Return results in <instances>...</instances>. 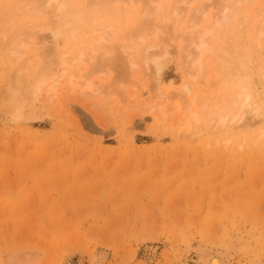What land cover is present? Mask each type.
Listing matches in <instances>:
<instances>
[{
    "label": "rangeland",
    "instance_id": "374dc122",
    "mask_svg": "<svg viewBox=\"0 0 264 264\" xmlns=\"http://www.w3.org/2000/svg\"><path fill=\"white\" fill-rule=\"evenodd\" d=\"M168 1L163 3L164 6L169 7L168 4L171 6L175 1L181 3V0ZM66 2L73 23L66 29L69 34L65 31L64 35L58 36L59 49L73 45L69 56L66 55L68 60L82 53L78 60L67 66L73 70L81 68L97 89L80 96L72 95L63 86L59 87L60 92L55 89L49 94L42 89L38 94L41 97H36L35 117L27 120L14 118L11 112L5 114V108L4 112L0 107V264H7L5 261L20 242L41 244L49 264H98L95 257L101 250L107 253L102 264H198L199 250L204 246L216 247L226 255L228 264H264V54L259 52H264V36L259 37L262 40L259 45L257 24L260 15H264V0H245L242 4H236V0L191 2V7L201 3L207 10L206 20L197 22L196 30L209 24V17L217 10L227 9L226 14L236 15L225 21L220 19L224 25L220 23L209 38V43H215L214 49L205 55L209 58H202L204 65L200 74L194 77L185 75L183 63L186 49H189L184 41L186 27H182L187 26L185 19L192 13L190 7L186 8L188 4L182 2L185 4L182 7V3L180 6L177 3L182 9L179 12L182 18L168 14L170 10L166 19L165 12L147 17L151 29L157 24L154 27L162 25L160 28L164 30L173 21L171 24L176 31L170 29V24V31L167 28L165 32L161 30L160 38H155L148 27L146 31L150 30V33L145 31L146 34L141 32L145 35H137L141 23L138 14L143 12L148 0L132 2L135 5L133 18L126 24H123L125 18L118 7L120 3L128 5L129 0H116L118 4L115 5L110 0ZM107 2L112 3L118 13L108 14L112 7ZM5 3H0V10ZM227 4L232 6L230 12ZM60 21L63 19L57 20ZM110 25L112 28L108 27ZM135 26L137 30H134ZM105 27L110 29L111 37L105 35L110 40H103L108 42L109 50L103 42L99 41L104 49L99 48L97 40L94 43V32L101 33ZM93 28L103 29L92 32ZM131 30L138 38L133 35V39ZM44 34L38 33V59H42L43 55H39L42 49L52 47L48 36L45 42L41 41L40 36ZM68 35L70 37L66 38ZM170 35L174 39L169 38ZM253 39L258 40L257 45ZM117 40L123 42L124 47L128 44L131 47L134 42L139 46L128 47L127 51L133 50V53L127 54L120 51L122 48ZM162 40L168 45L167 54L163 55L158 54L160 50L162 52ZM156 44L160 46H157L159 51L155 49ZM92 46L99 48H94L99 50H95L97 54L89 52ZM113 46L118 47L114 54ZM190 47L191 51L195 50ZM144 53L161 55L158 67L150 61V67L146 68L142 58ZM128 55L129 58L142 56L137 61L130 58L136 62L135 68L128 69ZM49 56L50 61L55 58L52 54ZM118 56L126 61L122 63ZM182 84L190 91L192 89L191 93L197 97L200 93L197 100L201 102L197 103L204 105L206 102L207 105H204L205 109L194 103L198 116L203 109L201 120L193 121L190 132L184 129L179 134L177 126L191 110L190 106L181 105L182 102L186 105L187 99L182 95ZM147 89H151V93L157 91V94H148ZM158 91L167 92L168 98L178 95L174 96L176 99L167 98V102L166 98L158 96ZM247 93L251 95L252 103H259L261 111L256 116L258 119L244 114L242 121L252 124V128L247 124L245 137L231 136L228 128L214 122L219 117L216 114L225 115L228 110L226 115L233 114L239 104L233 105L230 100L237 94L243 99ZM130 94H136L138 98ZM48 95H51V101ZM150 96L153 97L147 100ZM163 99L164 106L169 109L165 108V115L157 108ZM1 102L4 107L10 103ZM166 102H172L171 107ZM178 105L186 109L181 110L182 114L176 110ZM212 109L216 110L211 112ZM172 111L177 112L171 114ZM257 129L263 131H259L262 132L261 139L253 145L251 138L259 134Z\"/></svg>",
    "mask_w": 264,
    "mask_h": 264
},
{
    "label": "bare ground",
    "instance_id": "6f19581e",
    "mask_svg": "<svg viewBox=\"0 0 264 264\" xmlns=\"http://www.w3.org/2000/svg\"><path fill=\"white\" fill-rule=\"evenodd\" d=\"M87 1V0H86ZM111 2H113V4L115 5V4H118V2H116V0H110ZM120 1V0H119ZM128 1V0H127ZM130 1V3H128V5H124L123 6V4H119V6H120V8L118 7V9H121V16H124V18H125V21H123L124 23L123 24H126V23H129V21H130V19L131 18H133V12H132V9L134 8V4H132V2L133 3H135L136 1L135 0H129ZM146 1V0H145ZM149 2H148V4L144 7V9H143V12H140L139 14H138V20H140L141 21V23H139L138 25H140V26H138V27H140L139 28V34H137L138 36L140 35V34H146V32H149L150 30H151V33H152V35H154V37L156 38L157 36H159V38H160V36L161 35H159L160 34V31L161 30H163V28H160V27H163L162 25L161 26H157V27H154V26H156V25H152V29L150 28V27H148V25H150L151 24V22H150V20H148L147 19V17H149V16H153V14H158L159 12H165L164 13V19H166L167 18V16H168V14H172L174 17H176L177 19L179 18V16L181 17V15H179V12H182V9H179V7H178V5H177V3L179 4V2L180 1H175V3H173L171 6H170V4H168L169 3V1H168V6L169 7H167V6H164V2L166 1V0H158V1H156V0H148ZM173 1V0H172ZM192 1H194V0H181V3L182 2H184L185 4H188L187 5V7L186 8H188V7H190L189 9L190 10H192V13H190L188 16H187V18L186 17H184V18H186L185 20V24H187V26H182V27H186L185 29H186V31H185V33L183 32V30L181 31V30H179V32L181 31V32H183L182 34H185L184 36V41H186L187 42V46H188V48L189 49H186L187 50V52L184 54V67H185V70H184V72H185V75H187V76H198L200 73V70H201V68H202V66L204 65L203 63V60H202V58H205L206 57V59H207V57H208V55L207 56H205L207 53H209V52H211V51H213L212 49H214V48H212V46L215 44H213L211 41V43H209V38L213 35V33H214V30H215V28L217 29V27H218V25L220 24V23H223V25H224V23L225 22H221L220 21V19L222 18V20H226V19H228V18H234V16H236V15H232L231 13V15H229V14H226V10L227 9H225L223 12H222V10L219 12L218 10H217V12L215 13V14H212V17H209V19L211 20H209L210 21V23L209 22H207V23H209V24H205V23H203V24H205V26H202L199 30H196V27H197V25H198V23L197 22H199V21H201L202 19H205L206 20V17H207V10H206V5L205 6H203V5H200L201 3H197V5H194V6H192L191 7V2ZM232 1V0H231ZM235 0H233V2H234ZM260 1V0H259ZM263 1V0H262ZM123 2V1H122ZM241 2H245V0H236V4H239V3H241ZM250 2V1H249ZM0 3H5V1L4 0H0ZM6 3H8L7 5H5ZM6 3L4 4V7H2V9L1 10H3V11H1V13L0 14H2V15H0L1 17H0V47H1V52L0 53H2V54H0V83H2L1 85H0V103L3 105L4 104V102L2 103L1 101H6V102H9L10 101V103H7V105H6V107H4L5 105H3V106H0V107H3V110H4V108H5V110H6V113L5 114H8L9 112H11V114H12V117H14V118H17V117H23V118H25V120H27V119H32V118H34L35 117V111H36V106H38V105H36L35 104V101H36V97H38L39 95L38 94H40L41 93V91H42V89L43 90H45V93L47 92V94H49V93H51L50 91L51 90H55V89H57V91H59L60 92V90H58L59 89V87L61 88L62 86V88H67V90L69 91V93H71L72 95H76V96H80V95H84V94H86V93H91V92H94L96 89L94 88V86H95V84H93L94 82L92 81V80H90L89 78H88V76H87V73H85L81 68H79V67H77V65L78 64H76V70L74 69H71V67L69 68L67 65H70L73 61L75 62L76 60H78V58L80 57V55H82V53H79V57H77V58H72L71 60H68L67 58H66V55L70 52L69 51V49H71L72 47L71 46H73V45H68V43L64 46V47H67V45L68 46H70V47H67V48H63V46L61 47L62 48V50H61V48L59 49V39H58V36L59 35H64L65 34V31H66V29L73 23L72 22V13L71 12H69L68 11V6H67V2H66V0H6ZM125 3V2H124ZM164 3V4H163ZM181 3L179 4V6L181 5ZM230 3V2H229ZM245 3H247V1L245 2ZM244 3V4H245ZM251 4H252V2H250ZM110 4V6L112 7L111 9H110V11H108V14H109V12L110 13H113V15H115L114 13H118V12H116L115 11V9H116V7H115V9L113 8L114 6H112L113 4L112 3H108L107 2V5H109ZM112 4V5H111ZM127 4V3H126ZM146 4V3H145ZM154 5L153 7H151V5ZM185 4H183L182 3V7H183V5H185ZM224 4H226V3H224ZM224 4H223V6H224ZM231 4V3H230ZM233 4V3H232ZM231 4V5H232ZM235 4V7H236V10H237V5ZM242 4V3H241ZM102 5H103V3H102ZM228 5V4H227ZM227 5H226V7H227ZM260 5H262V4H260ZM1 6V5H0ZM8 6V7H7ZM208 6V5H207ZM229 6V5H228ZM249 5H247V7H248ZM103 7V6H102ZM225 7V8H226ZM230 7H232V6H229L228 7V9L230 8ZM263 7V6H262ZM1 8V7H0ZM110 8V7H109ZM172 8V9H171ZM220 8V7H219ZM221 8H222V6H221ZM234 8V7H233ZM232 8V9H233ZM242 8V7H241ZM240 8V9H241ZM250 8V7H249ZM136 9V8H135ZM154 9V10H153ZM242 9H244V8H242ZM117 10V9H116ZM153 10V11H152ZM168 10H170L169 12H168V14H167V11ZM181 10V11H180ZM185 10V9H184ZM230 10L231 9H229L228 11L230 12ZM262 10V9H261ZM115 11V12H114ZM142 11V10H141ZM186 11V10H185ZM244 11V10H243ZM250 11V10H249ZM4 12V13H3ZM103 12H107V11H103ZM120 12V11H119ZM233 12V11H232ZM238 12V11H237ZM253 12V11H252ZM251 12V13H252ZM184 13V12H183ZM183 13H181L182 15H183ZM228 13V12H227ZM100 14H104V13H100ZM208 14H210L209 12H208ZM254 14V13H253ZM252 14V15H253ZM167 15V16H166ZM258 15V16H257ZM103 16H105V15H103ZM158 16V15H157ZM162 16H163V14H162ZM211 16V15H210ZM247 16V15H246ZM249 16V15H248ZM256 16L257 17H259V14H256ZM255 16V17H256ZM154 17H155V15H154ZM160 17V16H159ZM169 17H171V16H169ZM168 17V18H169ZM171 18H173V17H171ZM176 18H174V19H176ZM182 18V17H181ZM212 18V19H211ZM59 19H63V22L62 21H60V22H62V24H59L58 22H57V20H59ZM155 19V18H154ZM157 19V18H156ZM159 19V18H158ZM96 20V19H95ZM236 20V19H235ZM250 19H248V21H249ZM165 21L166 20H164V24L167 26V23H165ZM171 21H172V19H171ZM175 21V20H174ZM55 22H57L56 24H57V26L55 27V28H53L54 27V25H55ZM92 22V21H91ZM94 22H96V21H94ZM101 22V21H100ZM100 22H98L99 24L98 25H100L101 23ZM160 22V21H159ZM180 22V21H179ZM178 22V23H179ZM234 21H232V23H233ZM251 22H252V20H251ZM155 23V22H154ZM171 23H173V21L172 22H170V24ZM200 23V22H199ZM226 23H229L228 21H226ZM160 24H161V22H160ZM160 24H158V25H160ZM163 24V23H162ZM170 24L168 25V27H166L168 30H169V26H170ZM176 24V23H175ZM174 24V25H175ZM258 24V26H259V36H258V40L260 39L259 37L260 36H264V15L262 14V15H260V18H259V22L257 23ZM208 25V26H207ZM222 25V27H224ZM239 25H241V22H240V24ZM239 25H238V27H239ZM101 26V25H100ZM137 26V25H136ZM136 26L134 27L135 29L134 30H137L136 29ZM199 26H201V24L199 25ZM221 26V25H220ZM250 26V25H249ZM254 26V25H253ZM91 27H92V25H91ZM109 28H112V26L110 25V26H108ZM108 27H105L103 30L102 29H100V28H98V29H95V28H93L92 29V32L94 31V30H99V31H101L102 30V32L100 33V32H98V35L96 34L97 32H94V34L95 35H97V36H95L94 34V43H97L96 42V40L98 41V44H99V46H100V43L101 42H103V40L105 41V40H110L109 38H107V37H111V36H109V34H108V32L110 31V29H108ZM150 29L149 31H146V30H148V28ZM175 27V26H174ZM221 27V28H222ZM89 28V27H88ZM165 27H164V30H167ZM173 27H172V24H171V28L170 29H172ZM180 28V27H179ZM254 28V27H253ZM255 28H257V25L255 26ZM72 29V28H71ZM70 29V30H71ZM74 29V28H73ZM89 29H91V28H89ZM106 29H108V30H106ZM113 29H114V26H113ZM160 29V30H159ZM173 29H175V28H173ZM177 29H178V27H177ZM219 29V28H218ZM225 29V28H224ZM75 30V29H74ZM104 30H105V32H104ZM163 30V31H164ZM221 30H223V28L221 29ZM220 30V31H221ZM258 30V29H257ZM131 31H133V30H131ZM146 31V32H145ZM170 31V30H169ZM172 31V30H171ZM174 31H176V29L174 30ZM39 32H43V33H45L44 34V36L42 35V36H40V39H41V41H43V42H45V40L47 39V38H49V39H51V42H52V47L50 48V46H46L44 49H42L41 51V53L39 54L40 55V57L42 58V59H38V55H37V53H36V51H37V44H38V42H39V40H37V38L39 37V35H38V33ZM67 32V31H66ZM91 32V31H90ZM91 32V33H92ZM104 32V33H103ZM113 32H114V30H113ZM134 32V31H133ZM132 32V33H133ZM141 32H144V33H141ZM165 32V31H164ZM167 32V31H166ZM179 32H175V34H178ZM224 32V31H223ZM251 32V31H250ZM257 32V31H256ZM47 33V34H46ZM68 33V32H67ZM87 33H88V31H87ZM115 33V32H114ZM113 33V34H114ZM150 33V32H149ZM161 33H163V32H161ZM171 33V32H170ZM69 34V33H68ZM89 35H90V33H88ZM104 34V35H103ZM108 36H107V35ZM144 34V35H145ZM148 34V33H147ZM173 34V33H172ZM179 34H181V33H179ZM250 34V33H249ZM255 34V33H254ZM258 34V33H257ZM92 35V34H91ZM90 35V36H91ZM107 37H106V36ZM110 35H112V33L110 34ZM131 34H128V36H130ZM135 36V32H134V34H132V36ZM151 35V34H150ZM163 35H164V33H163ZM165 35H167V34H165ZM215 35H216V33H215ZM214 35V36H215ZM46 36H48L47 38H46ZM90 36H89V39H90ZM127 37V35H125L124 34V36L123 37ZM132 36H131V39H132ZM134 36H133V39H134ZM142 36V35H141ZM141 36L139 37V38H141ZM168 36V35H167ZM173 36V35H172ZM214 36H213V39H214ZM69 38L70 36L68 35V36H66V38ZM75 37V36H74ZM120 37V36H119ZM122 37V38H123ZM126 37H125V41L127 40L126 39ZM135 37H137V36H135ZM144 37V36H143ZM181 37V36H180ZM182 37H183V35H182ZM215 37H217V36H215ZM255 37V36H254ZM46 38V39H45ZM65 38V37H64ZM73 37L71 36V39H72ZM92 38V37H91ZM118 38V37H117ZM116 38V39H117ZM120 39L121 41L124 39ZM130 38V37H129ZM138 38V37H137ZM145 38H146V36H145ZM158 38V37H157ZM166 38V37H165ZM164 38V39H165ZM169 38H171V35L169 36ZM169 38H167V39H169ZM212 38V37H211ZM256 39H257V37H255ZM70 39V40H71ZM93 39V38H92ZM130 39V40H131ZM171 39H174V37H172ZM216 39V38H215ZM214 39V40H215ZM263 40H264V37L262 38ZM66 40V39H65ZM72 40H74V38L72 39ZM71 40V41H72ZM129 40V39H128ZM153 40L155 41L156 39H154L153 38ZM152 40V41H153ZM160 40V39H159ZM158 40V41H159ZM170 40V39H169ZM169 40H166V41H169ZM182 40H183V38H182ZM182 40H181V42H182ZM253 40H255V39H253ZM258 40H255L256 42V45H257V41ZM99 41H100V43H99ZM113 41V40H112ZM111 41V42H112ZM118 41V43H120V48H122V50L120 49V51H123L124 53L125 52H127V54L128 53H130L131 54V52L133 51V50H131V52H128L127 50H128V47H129V44L127 45V47H124V45L125 44H127V41L125 42V44L122 46V44L121 43H123V42H119V40H117ZM146 41V40H145ZM261 41V42H260ZM260 41L258 42V44L259 45H261L262 44V40L260 39ZM66 42H67V40H66ZM91 42V41H90ZM132 42V41H131ZM147 42V41H146ZM151 42V41H150ZM157 42V41H156ZM162 42V45H163V48H162V52H161V50H160V52L158 53V54H160V53H162V55H163V53L164 54H167V51H168V45H166V43H164L165 41H160V43ZM186 42L184 43V45H186ZM254 42V41H253ZM65 43V42H64ZM104 43V42H103ZM129 43H130V41H129ZM133 43V42H132ZM149 43V42H148ZM159 42H158V44H160ZM224 43H225V41H224ZM70 44H72V42L70 43ZM106 44V45H105ZM107 44H108V42L106 41V43H104V45H105V47H107ZM110 44V43H109ZM113 44V43H112ZM133 44H135L136 45V43L134 42ZM154 44H155V42H154ZM158 44H156V47H155V49L156 50H158V48L160 47V46H158ZM168 44V43H167ZM228 44V43H227ZM50 45V44H49ZM96 45V44H95ZM103 44L101 45L102 47L104 46ZM135 45H133V46H135ZM145 45H147V44H145ZM144 45V46H145ZM226 45V44H225ZM256 45H255V48H256ZM264 45V44H263ZM99 47V48H102V47ZM115 46H118L119 47V45H115ZM130 46H131V44H130ZM133 46H131V47H133ZM137 46V45H136ZM139 46V45H138ZM137 46V47H138ZM151 46H152V44H151ZM157 46H158V48H157ZM190 46H192L195 50H193V48H192V50L193 51H191L190 49H191V47ZM215 46V45H214ZM224 46V45H223ZM229 46V45H228ZM112 47V46H111ZM114 47V46H113ZM118 47H114V50H115V48L117 49ZM131 47H129L130 49H132ZM137 47H135V48H137ZM162 47V46H161ZM48 48H49V51H50V53H48L49 51H48ZM88 48H90V46L88 47ZM91 48H93V46L91 47ZM94 48H98L97 46L96 47H94ZM89 49L90 51V53H91V51L93 52V51H95V50H98V49ZM110 48V47H109ZM186 48V47H185ZM39 49V48H38ZM103 49H104V47H103ZM102 49V50H103ZM106 49H108V47L106 48ZM105 49V50H106ZM130 49H129V51H130ZM139 49V48H138ZM144 49V48H143ZM151 49V48H150ZM180 49H182V46L180 47ZM184 49V48H183ZM262 49V47L260 48V50ZM263 49H264V47H263ZM45 50H47V51H45ZM101 50V49H100ZM105 50H103V51H105ZM109 50V49H108ZM108 50H107V52H108ZM110 50H112V49H110ZM113 50V53L112 54H114L115 52H116V50L114 51ZM136 50V49H135ZM153 50H154V48H153ZM158 50V51H159ZM258 50V49H257ZM99 51V50H98ZM119 51V52H120ZM137 51V50H136ZM148 51L150 52V50H149V48H148ZM155 51V50H154ZM214 51H216V50H214ZM107 52H106V54H107ZM135 52V51H134ZM138 52V51H137ZM137 52H135V53H137ZM185 52V51H184ZM239 52V51H238ZM254 52H256V51H254ZM260 52V54H264V52L262 53V51H259ZM50 54V56H51V54L55 57L54 59H52L51 58V60L52 61H50L49 59H48V54ZM90 53H89V55H90ZM94 53H96V51L95 52H93L92 53V55L94 54ZM104 53V52H103ZM109 53V52H108ZM122 53V52H121ZM133 53V52H132ZM155 53H157V52H155ZM169 53V52H168ZM215 54L217 53V51L216 52H214ZM258 53V52H257ZM256 53V54H257ZM97 54V53H96ZM99 54V53H98ZM105 54V53H104ZM103 54V55H104ZM111 53H109L108 55H110ZM158 54H156V55H158ZM183 54V53H182ZM213 54V53H212ZM214 54V55H215ZM240 54V53H239ZM101 55V54H100ZM124 55V54H123ZM135 56H136V54H134ZM138 56L139 55H141L140 53H138L137 54ZM155 54H153V53H144L143 54V57L142 56H140L139 58H143V61H144V64L146 65V68H148V66H149V62L151 61V63H153V64H155V66L156 67H158V64H157V62H158V57H160L161 55H158V56H156ZM211 55V54H210ZM50 56H49V58H50ZM67 56H69V54L67 55ZM112 56V55H111ZM117 56V55H116ZM124 56H126V54L124 55ZM152 56V57H151ZM181 56V55H180ZM205 56V57H204ZM212 56V55H211ZM218 56V55H217ZM259 56V55H258ZM52 57V56H51ZM92 57V56H91ZM105 57H107V55H105ZM113 57V56H112ZM119 57V56H118ZM120 57H122V54H121V56ZM119 57V59H122V58H120ZM132 57H133V59L135 58L133 55H132ZM132 57H130V58H132ZM163 57V56H162ZM210 57V56H209ZM208 57V58H209ZM213 57V56H212ZM215 57V56H214ZM262 57V56H261ZM117 58V57H116ZM128 58H129V55H128ZM129 58V60H128V64H129V68L128 69H130V68H135V61L133 60V59H130ZM139 58L137 57V58H135V60L137 59V60H139ZM70 59V58H69ZM205 59V60H206ZM118 60V59H117ZM136 60V61H137ZM204 60V61H205ZM124 61H126L125 59L123 60L122 59V63L124 62ZM141 62H142V60H140ZM70 63V64H69ZM160 63V62H159ZM139 64H141V63H139ZM206 64V63H205ZM142 65V64H141ZM144 65V66H145ZM162 65V64H161ZM125 66H127V64H125L124 65V67ZM150 67V66H149ZM184 67H183V69H184ZM207 67V66H206ZM206 67H205V69H206ZM152 68V67H151ZM155 68V67H154ZM160 68V67H159ZM208 69V68H207ZM134 70V69H133ZM158 70V69H157ZM145 71H147V70H145ZM154 71H156V70H154ZM205 71V70H204ZM158 72V71H157ZM194 73V74H193ZM195 79V78H194ZM193 79V80H194ZM196 80H197V78H196ZM188 81L190 82V79L188 78ZM156 84V83H155ZM184 84H185V82H184ZM184 84H182L183 85V92H184V94H182L183 95V97L184 96H186L187 97V99H189L188 101H189V103H187L188 101H187V99L185 100L186 101V105H185V102H182V101H180L179 100V102H182V106L184 105V106H186V108L187 107H191L190 109L191 110H189V113L187 114V112H186V114L188 115L187 117H183V120H182V122H180L181 121V119H182V115L181 116H179L178 118H179V122L181 123V124H179L178 122H177V120H176V122H177V124H179L180 126H177L178 128V133L181 131V130H186L185 132H190L191 131V129L190 128H192L191 126V124L193 123V121H200L201 119L199 118L200 117V114L201 113H203V109L202 110H200V111H202V112H199L200 114H199V116H198V110H194L195 109V107H196V105H198V103L199 102H201V100L199 101V100H197V98L198 97H200V93L198 94V97H197V95L196 94H194L193 92V94L191 93V91H193L192 89H191V91H190V89L187 87V85H184ZM192 85H193V82H192ZM64 86H66V87H64ZM181 86V85H180ZM158 87V86H157ZM158 89V88H157ZM157 89H154V90H157ZM181 89V88H180ZM245 89V88H244ZM47 90H49V91H47ZM182 90V89H181ZM198 90V89H197ZM196 90V91H197ZM242 90V89H241ZM56 91V90H55ZM195 91V90H194ZM195 91V92H196ZM209 91V90H208ZM207 91V92H208ZM49 92V93H48ZM137 92V91H136ZM148 94H153L154 95V92L156 93L157 91H154V92H152L151 93V89L149 90V89H147V91H146ZM159 92V91H158ZM198 92H200V91H198ZM44 93V94H45ZM134 93V92H133ZM171 93H173V92H170V95H172ZM205 93V92H204ZM240 93V92H239ZM243 93V92H242ZM43 94V97H45V95ZM137 94H138V92H137ZM157 94V93H156ZM156 94H155V96H156ZM169 94V93H168ZM180 94V93H179ZM202 94V93H201ZM42 95V94H41ZM52 95V94H51ZM50 95V96H51ZM55 95V94H54ZM131 95V94H130ZM136 95V94H135ZM135 95H131V96H135ZM138 95H140V94H138ZM176 95H178V94H175V95H173L172 97L173 98H175L176 99V97H174V96H176ZM181 95V94H180ZM207 95V94H206ZM49 96V95H48ZM50 96H49V98H50ZM149 96V95H148ZM158 96H162L163 98H166V101H167V98H168V95H167V92H166V94L165 93H163V92H159V95ZM202 96V95H201ZM39 97H41V96H39ZM43 97H42V99H43ZM53 97V95L51 96V98ZM135 97H137V96H135ZM135 97H133V98H135ZM153 96H150V97H147V100H149V98L151 99ZM170 97V96H169ZM172 97H170V98H172ZM253 97V96H252ZM49 98H47L48 100H49ZM51 98H50V101H51ZM138 98V97H137ZM158 98V97H157ZM170 98H168V100L170 99ZM172 98V99H173ZM177 98H178V96H177ZM181 98V97H180ZM209 98V97H208ZM207 98V99H208ZM243 99H241L240 98V94H237L235 97H234V99L231 101L230 100V102L234 105V104H239L238 105V109L233 113V114H229L230 116H228V115H226V113L227 112H229V110L226 112V113H224L225 115H218V114H216V117L217 116H219V117H217V120H214V122L216 121V124H218L217 126H219V127H226V128H228V132H229V134L231 133V136L232 135H236V136H240V137H245L246 136V131L245 130H247L248 128H249V126H247V124H249V122L247 123V122H244V121H242L243 120V116H244V114H247V113H249L251 116H253V119H255V117L257 116L258 117V115H259V111H261L259 108L260 107H258L259 105V103L257 104V105H255V103H252V101H251V95L249 94V93H247V94H245L243 97H242ZM38 99V98H37ZM44 99H46V97L44 98ZM154 99V98H153ZM152 99V100H153ZM155 99H156V97H155ZM199 99V98H198ZM213 99V98H212ZM232 99V98H231ZM240 99H241V101H240ZM48 100H45V102L47 101V104H48ZM134 100V99H133ZM137 100V99H136ZM147 100H145V102L147 101ZM158 100H161V99H159L158 98ZM178 100V99H177ZM182 100H184V99H182ZM204 100H206V99H204ZM210 100V99H209ZM257 100V99H256ZM163 101H164V99H163ZM162 101V104L161 103H159V105H158V103H157V105H158V107H157V105H156V107L158 108V110H159V112L161 113V114H166L167 113V111H165L166 109L165 108H167L168 109V107L167 106H164V104L163 103H165V101L163 102ZM196 101H199L198 103L196 102ZM240 101V102H239ZM38 102V101H37ZM148 102V101H147ZM150 102V101H149ZM168 102V101H167ZM166 102V103H167ZM228 102V101H227ZM239 102V103H238ZM256 102V101H255ZM44 103V102H43ZM52 103V102H51ZM172 103V102H171ZM171 103H167V105L169 106V107H171L170 106V104ZM194 103H196V105L194 104ZM216 104H218L217 102H215ZM225 103V102H224ZM257 103V102H256ZM38 104V103H37ZM46 104V103H45ZM45 104H43V105H45ZM46 104V105H47ZM179 104V103H178ZM187 104H189V105H187ZM200 105H198V107L200 108V107H202L201 105H203V102H202V104L201 103H199ZM205 104H206V102H205ZM204 104V105H205ZM212 104H214V103H212ZM220 104V103H219ZM230 104V103H229ZM51 104L49 103V105L48 106H50ZM172 105V104H171ZM181 105H180V107H179V105H178V107H177V109L176 110H178V112H180V114H182L181 113V110L183 111V107H181ZM194 105V107H193V109H192V106ZM203 105V106H204ZM207 105V104H206ZM227 105H228V103H227ZM232 105V106H233ZM10 106L11 107V109L9 110V108L8 107ZM61 106V105H60ZM176 106V105H175ZM212 106V105H211ZM217 106V105H216ZM226 106V105H225ZM231 106V105H230ZM232 106H231V108H232ZM236 106V105H235ZM198 107H197V109H198ZM205 107V106H204ZM237 107V106H236ZM6 108H8V109H6ZM208 108V107H207ZM216 108V107H215ZM230 108V107H229ZM228 108V109H229ZM155 109V108H154ZM171 109V108H170ZM174 109V108H173ZM174 109V110H175ZM205 109H206V107H205ZM204 109V110H205ZM235 108H233V109H231V110H234ZM5 110H4V112H5ZM157 109L155 110V111H158ZM169 110V109H168ZM184 110H186V109H184ZM216 110V109H215ZM215 110H211V112H213V111H215ZM206 111V110H205ZM204 111V112H205ZM208 111V110H207ZM206 111V112H207ZM39 111H38V109H37V113H38ZM177 112V111H176ZM176 112H170L171 114H173V113H176ZM169 113V112H168ZM221 112H219V114H220ZM171 114H169V115H171ZM179 114V113H178ZM177 114V115H178ZM214 114H215V112H214ZM8 115H10V114H8ZM38 115H39V113H38ZM164 115L162 116V115H160V116H162V117H164ZM168 115V114H167ZM175 115V114H174ZM184 115V114H183ZM176 116V115H175ZM202 116V115H201ZM38 116H36V118H37ZM166 117V116H165ZM213 117V116H212ZM256 117V118H257ZM167 118V117H166ZM166 118H164V119H166ZM176 118V117H175ZM175 118H173V119H175ZM211 118V117H210ZM210 118L208 119V120H210ZM214 118V117H213ZM159 119H160V117H159ZM177 119V118H176ZM216 119V118H215ZM258 119V118H257ZM162 120V119H161ZM213 120V119H212ZM263 120V119H262ZM160 121V120H159ZM172 121H174V120H172ZM246 121H248V120H246ZM254 121V120H253ZM259 121L260 120H258V123H259ZM175 122V121H174ZM211 122V121H210ZM195 123V122H194ZM212 123V122H211ZM257 123V122H256ZM261 123V122H260ZM175 124V123H174ZM196 124V123H195ZM172 125H173V122H172ZM213 125V124H212ZM250 125V124H249ZM252 125V124H251ZM250 125V127L252 128V126ZM171 126V125H170ZM211 127H213V126H211ZM261 127V126H260ZM173 129V128H172ZM214 128H212V130H213ZM222 129V128H221ZM255 129V128H254ZM251 129H249V131H250ZM256 131V130H255ZM259 131H263V130H261V129H259ZM258 131V129H257V133L259 132ZM261 133L262 132H259V134H257V136L256 137H253V138H251V139H253L252 140V144L254 145V143L256 144L257 142H259V138L261 137ZM180 134V133H179ZM230 136V137H231ZM261 139V138H260ZM249 140H250V138H249ZM246 141H247V139H246ZM260 141H262V140H260ZM241 142H242V140H241ZM243 142H245V141H243ZM249 143H251V141L249 142ZM260 144V143H259ZM239 145V144H238ZM241 145H242V143H241ZM241 145H239V146H241ZM262 145V144H261ZM216 248V247H215ZM214 248V246H204V247H202L200 250H199V255H198V264H228V258L226 257V255L224 254V253H222L221 251H219V250H217V249H215ZM198 249H199V247H198ZM226 252V251H225ZM8 256V255H7ZM106 256H107V253H106V250H101V251H99L98 253H97V255H96V257H95V260L97 261V263L98 264H102L104 261H105V259H106ZM7 258V257H6ZM92 259H93V257H92ZM91 259V260H92ZM7 264H49V261H47V258H46V255H45V252H44V249H43V247H42V245L41 244H36V243H32V242H20V243H18L16 246H15V248L12 250V252H11V254L8 256V258H7V261H5Z\"/></svg>",
    "mask_w": 264,
    "mask_h": 264
}]
</instances>
